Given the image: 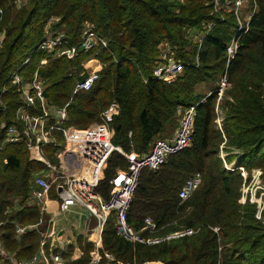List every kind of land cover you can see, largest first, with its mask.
<instances>
[{
  "label": "trees",
  "instance_id": "trees-1",
  "mask_svg": "<svg viewBox=\"0 0 264 264\" xmlns=\"http://www.w3.org/2000/svg\"><path fill=\"white\" fill-rule=\"evenodd\" d=\"M14 1L0 0V33L4 36L0 91L6 90L1 95L0 126L21 127L16 119L21 102L10 76L29 58L30 63L19 72L29 78L38 70L48 101L59 108L68 104L64 127L84 129L99 123L114 102L119 112L110 123L112 144L124 154L137 156L149 152L157 139L173 134L179 109L184 112L205 98L207 92L197 93L198 86L206 84L213 86L208 92L216 90L225 70V46L235 33L230 32L235 29L234 17L226 15L219 22L211 0H26L21 7ZM246 1L252 14L247 31L238 35L239 49L227 69L230 87L219 105L224 117L221 129L214 123L217 94L212 93L196 106L190 146L170 156L159 170L141 172L128 210L127 222L134 230L140 231L146 218L155 224V233L142 232L145 239L186 229L195 234L151 245L127 242L115 234L111 217L101 233V254L109 253L126 264H264V227L255 219L252 204L238 202L240 172L226 171L219 158L224 144L229 162L235 161L247 173L260 170L264 175V0ZM51 17L59 18L54 26L66 32L72 45L79 42L82 24L90 22L108 41L107 49L96 47L73 60H51L36 50ZM208 23L214 27L199 46L193 36L205 33ZM163 43L175 46L177 59L185 63L171 83L152 77V68L161 61ZM42 59L48 61L40 67ZM91 59L100 65L98 80L89 91L73 95L85 77L83 65ZM56 136L61 144V134ZM56 150L44 149L51 162ZM233 150L235 155L230 154ZM127 165L121 154L113 153L97 193L107 198L109 180ZM42 169L41 163L29 160L24 142H5V130L0 127V223L15 220L26 225L38 220L39 212L33 207L15 216L4 212L15 199L24 205L33 175ZM196 172L201 174V183L181 203L179 190ZM214 227L218 233L211 230ZM0 234L4 249L16 251L18 257H31L39 247L38 233L18 236L10 223L0 226ZM77 247L83 252L81 257L65 264L90 263L93 245L79 237ZM71 249L63 255L65 259ZM104 262L102 255L100 264Z\"/></svg>",
  "mask_w": 264,
  "mask_h": 264
},
{
  "label": "built area",
  "instance_id": "built-area-1",
  "mask_svg": "<svg viewBox=\"0 0 264 264\" xmlns=\"http://www.w3.org/2000/svg\"><path fill=\"white\" fill-rule=\"evenodd\" d=\"M25 2L26 0H15L14 4L16 7H21ZM211 5L219 22L223 23L226 15H232L235 20V33L226 43L224 49L225 70L218 78L216 90L207 92L205 96L207 98L212 93L217 94L214 123L218 129H221L224 117L219 104L230 87L227 69L239 49L238 35L247 31V22L252 12H245V17L242 18V8L248 5L246 0H211ZM58 22L59 18L57 17H51L48 20L44 35L36 49L48 54L51 60L60 58L73 60L79 53L89 52L96 47L107 49L108 41L95 32L90 22L82 24L79 42L76 45L69 43V38L64 30L54 29V25ZM213 27V23H208L205 33L196 34L193 36V41L200 46L205 35ZM3 37V33H0V46ZM160 50L162 52L161 61L152 68V77L161 82H174L184 69L185 63L177 59L175 46L163 43L160 45ZM47 61L42 59L40 67L46 65ZM91 61L97 62V60L91 59L83 65L84 72L82 74L85 77L76 84L73 95L80 91H89L98 80V65L91 67L85 74L86 65ZM29 63L30 59H25L21 67L10 76L11 84L17 88L18 98L21 102V106L16 111V119L21 127L7 126L5 123H2L0 127L5 130V142H24L29 160L41 163L43 169L33 175L24 205L20 199H15L4 214L15 216L25 207H33L38 210L39 218L35 223L26 225H20L15 220H6L1 222L0 226L12 224L18 236L36 232L39 234L40 242L33 256L18 257L16 251L4 249L0 240V264H65L71 260L64 258L63 255L66 251L64 252L59 246V233L66 228H52L55 223V219L52 217L63 216L73 210H78L83 215L93 218L95 223L93 229L88 231L96 234L95 239L90 242L93 245V252L89 264H100L102 255L105 259L104 264H126L117 262L109 253H100L102 249L101 233L111 217L114 219L115 234L127 242L151 245L195 234L193 229H186L165 237L145 239L142 232L147 230L150 234L155 233L157 231L155 224L151 219L146 218L141 230L136 231L128 224L127 215L141 172L144 169L151 172L159 170L170 156L180 153L190 146L196 106L204 102L205 98L198 104L188 107L181 114L173 134L170 137L157 139L149 152L139 156L133 153L124 154L120 148L112 144L113 132L110 123L119 112L116 103L110 104L107 110L101 114L99 123H94L84 129H77L73 126L64 127L63 124L68 120V104L59 108L48 101L44 95L45 86L39 77L38 70L29 78L19 72ZM5 91V87L1 88L0 107L2 109L4 107L1 95ZM57 133L61 134L63 139L61 144H58ZM48 146L57 147V150L52 154L54 162L48 160L44 154V149ZM223 147L224 144L220 146L219 150L221 160L224 159ZM115 152L121 154L128 165L125 170H116L108 182L110 185L109 195L107 198H103L97 193V188L103 179L108 160ZM224 168L228 172H240L242 176L241 199L238 202L240 205H244L247 201L252 204L255 207V219L260 221L264 227V175L262 171L254 170L247 173L243 167L236 166L235 161L229 165L224 164ZM200 183L201 174L199 172L186 179L178 193L180 202L189 199ZM52 204L55 205L54 208H52ZM211 230L214 233L219 231L217 227L211 228ZM63 242H67V239H63Z\"/></svg>",
  "mask_w": 264,
  "mask_h": 264
},
{
  "label": "crops",
  "instance_id": "crops-1",
  "mask_svg": "<svg viewBox=\"0 0 264 264\" xmlns=\"http://www.w3.org/2000/svg\"><path fill=\"white\" fill-rule=\"evenodd\" d=\"M96 65L100 66L99 63L96 61L89 62L86 65L85 74L88 72V70L91 67H95ZM51 206L52 208L55 207V205L53 204ZM52 218L55 219V223L53 224L52 228L54 227L56 229L66 228V230H63L62 232L59 233L60 235L59 246L62 247L64 252L65 251L67 252L68 248L71 247L72 249H71V254L69 258L71 260L78 259L81 256V251L77 247L78 238L81 237L83 238L84 241L90 243L96 237V234H93L92 232H88V228L92 227L91 226V222L93 221L92 218L86 215H83L78 210H75V211L73 210L63 216L58 215ZM63 239H67V242H63Z\"/></svg>",
  "mask_w": 264,
  "mask_h": 264
},
{
  "label": "rangeland",
  "instance_id": "rangeland-1",
  "mask_svg": "<svg viewBox=\"0 0 264 264\" xmlns=\"http://www.w3.org/2000/svg\"><path fill=\"white\" fill-rule=\"evenodd\" d=\"M242 10H243V19H244V17H245V12H247V13H251L252 12V7L251 6H244L243 8H242ZM54 29L55 30H58L59 28H57V27H54ZM233 31H235V29L234 28H231V30H230V32L232 33ZM200 33H197V35H199ZM89 71V70H88ZM215 86H216V84H215ZM214 86V87H215ZM213 88V86H207L206 84H203V85H200V86H198L197 88H196V91H197V93H202V92H204V93H206V92H208L209 91V89H212ZM221 102V101H220ZM220 105V104H219ZM220 107V106H219ZM221 109V108H220ZM222 112V111H221ZM183 113V111L182 110H178L177 111V117H178V122H179V120H180V117H181V114ZM223 114V113H222ZM178 122H177V124H178ZM176 129V128H175ZM175 129H174V131H175ZM173 131V132H174ZM168 137V136H167ZM235 153H236V150H233L232 152H230V154L231 155H235ZM229 155V153H227V152H224L223 153V157H224V159H222V162H224L223 163V167H224V164L225 165H229V163H232V161H230L229 162V159H228V157H230V156H228ZM239 192H240V190H239ZM239 199H241V194H240V196H239ZM248 200V199H247ZM246 200V201H247ZM248 202V201H247ZM75 211V210H74ZM72 219H73V217H72ZM92 220H93V218H92ZM91 226L93 227L94 226V220L91 222ZM92 227H90V228H88V231L89 230H91L92 229ZM85 242V241H84ZM81 251V250H80ZM83 254V252L81 251V255ZM81 257V256H80Z\"/></svg>",
  "mask_w": 264,
  "mask_h": 264
}]
</instances>
